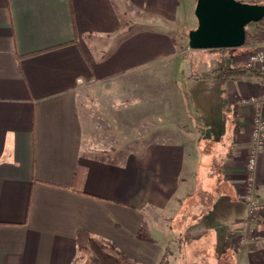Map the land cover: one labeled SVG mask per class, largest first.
Returning <instances> with one entry per match:
<instances>
[{"label":"crops","instance_id":"0c3cea01","mask_svg":"<svg viewBox=\"0 0 264 264\" xmlns=\"http://www.w3.org/2000/svg\"><path fill=\"white\" fill-rule=\"evenodd\" d=\"M196 5L0 0V264H77L80 231L139 264H158L167 247L169 264H182L179 242L181 251L224 224L231 248L251 223L244 176L253 109L239 101L264 94V75L222 82L213 74L235 126L228 156L218 168L205 167L218 157L205 139L219 143L223 125L197 86L185 89L198 79L177 44L198 26ZM95 101L112 120L99 146ZM200 171L202 191L215 194L212 207L230 211L221 219V210L196 203L186 224L174 228L184 198L198 190ZM256 185L264 200V150ZM172 210L166 229L158 213ZM211 218L214 230L207 232ZM239 259L264 264V245L244 249Z\"/></svg>","mask_w":264,"mask_h":264},{"label":"rangeland","instance_id":"374dc122","mask_svg":"<svg viewBox=\"0 0 264 264\" xmlns=\"http://www.w3.org/2000/svg\"><path fill=\"white\" fill-rule=\"evenodd\" d=\"M262 3V2H261ZM191 31V30H190ZM184 33L183 36L179 37L177 40V44L180 50V56L185 58L188 62V67L191 68L192 65V72L194 75H190L191 78L198 79L196 82L197 85H187L185 89H196V86L198 87L197 92L199 93V96L202 97V101L204 103V107L206 109H209L210 111H213V115L215 116L216 120L219 122H222V131H223V137L221 141L218 143L215 142L216 138L214 140L212 139H205V142L209 140L207 144L211 147V149L216 151V154H218V157L212 159L210 161V164H206L205 167H217L222 163L223 159L228 156L230 153L229 149L231 148V143L233 141V131H234V118H233V112L230 111V109L227 113V111L222 108V105L224 102L228 101L227 92H225V89L221 88V91L217 90V85H219L220 88V81L219 79H213L212 76L215 73H219L220 75L223 74V70H221L223 67H240L242 65V61L245 60V58L255 50L254 45L261 42V27L260 24H251L247 27V31L251 36L254 37L253 43L243 46L241 50L240 48L236 50L227 49L225 51H203V50H192L189 47V32ZM203 51V52H199ZM217 81V82H216ZM194 86V87H193ZM184 87V86H183ZM194 92L193 94H197L196 91L192 90ZM84 96H80L81 103L83 102ZM99 104V101H95ZM97 103H94L92 110H93V117L95 115L96 120V139H97V146L98 143H100L99 139L106 134V126L107 123H112V120L108 122L106 119V114L100 110V104L97 105ZM227 110V109H226ZM212 115V117H213ZM110 116V115H109ZM211 119L213 120V118ZM111 119V117H110ZM208 121V120H207ZM206 121V122H207ZM199 124V123H198ZM212 129H218L216 125L212 127ZM199 131V129H197ZM113 136H116L115 132H112ZM121 135V134H120ZM117 139L121 140V137H118ZM103 140V139H102ZM214 141V142H212ZM205 146V143H204ZM206 151V150H205ZM202 171H200L199 175V187L197 192H195L194 195H189L186 198H184L185 203L183 201V210L179 214L178 218L174 221V228H177L180 224L185 225L186 222L189 220L188 218H191L192 211L195 210V204H201L207 206L209 204L208 212H212L215 214L217 211L221 210L217 207H212L215 200V194L213 191H202V177H203ZM255 195V196H254ZM253 196H246L245 199L247 201V208H248V220L251 221L249 225H246L245 228H243L242 231H240L235 238L232 240V247L227 248L228 245L226 243V238H231L232 234L227 233V230L229 229L228 225L219 226L220 228H217V231L215 233H206L209 234L205 236L202 240L193 241L190 242L187 245H183L180 251L179 245L181 244L179 242V245L177 244L176 247H174L176 252V259L181 260L182 264H236L240 262L239 260V254L244 250L248 249V247H259L255 244V241L250 242L249 244H244L242 242V238H250L252 236L256 235H263L264 233V212L259 211L256 214H250V202L252 200L264 203V200L261 196L258 194V190L256 189V192ZM262 198V199H261ZM198 201V202H196ZM233 209H231L232 211ZM222 212L219 214V218H224L225 214L224 212L230 211L229 208H224L221 210ZM242 216L244 217L246 215V207L243 204L240 209L238 210ZM175 211L167 212L166 214L163 212L158 213L159 219L161 221V226L164 228L170 227V219L165 222V217H171L173 216ZM214 218V217H213ZM173 219V218H172ZM182 226V225H181ZM203 227L205 228V231H213V223L212 218L207 221V224H204ZM173 232V231H172ZM182 232V231H180ZM174 233V232H173ZM188 232L185 231L184 236L182 237V240H187ZM190 235V234H189ZM217 235V236H216ZM219 235V237H218ZM174 236V235H173ZM175 237H179L177 234ZM230 240L227 239V242ZM229 244V243H228ZM260 246L261 243L259 244ZM175 246V245H174ZM222 247V248H220ZM225 250L227 251V254H225ZM173 253V252H172ZM225 254V255H223ZM92 254H83L80 253L79 259L77 260V264H84L85 261L88 258H91ZM186 260V261H185Z\"/></svg>","mask_w":264,"mask_h":264},{"label":"water","instance_id":"95a60500","mask_svg":"<svg viewBox=\"0 0 264 264\" xmlns=\"http://www.w3.org/2000/svg\"><path fill=\"white\" fill-rule=\"evenodd\" d=\"M195 15L198 26L189 32L190 49H238L245 45L247 27L264 19V3L197 0Z\"/></svg>","mask_w":264,"mask_h":264},{"label":"built area","instance_id":"2783aa9c","mask_svg":"<svg viewBox=\"0 0 264 264\" xmlns=\"http://www.w3.org/2000/svg\"><path fill=\"white\" fill-rule=\"evenodd\" d=\"M249 4L263 3L264 0H238ZM258 24V23H256ZM261 27V42L254 45L255 50L242 61V67L257 70L264 73V19L259 22ZM241 105H250L253 109L252 122L250 130V149L246 159L244 190L246 196H253L256 192V172L258 164V156L264 150V94H257L245 97L239 101ZM255 196V195H254ZM259 211L264 212V203L252 200L250 202V214H256ZM244 244L255 241L260 247V243L264 245L263 235H256L248 238H242ZM254 243V242H253Z\"/></svg>","mask_w":264,"mask_h":264},{"label":"trees","instance_id":"16d2710c","mask_svg":"<svg viewBox=\"0 0 264 264\" xmlns=\"http://www.w3.org/2000/svg\"><path fill=\"white\" fill-rule=\"evenodd\" d=\"M264 3V2H263ZM254 37L246 32V42L245 45H249L253 43ZM236 50V49H231ZM210 51H225V50H210ZM223 74L220 75L222 82H227L232 77H236L239 74H244L246 72H251L256 76H263L264 73H261L257 70L248 69L245 67H223ZM236 113H234V117ZM77 245L79 248V252L83 254L91 253L92 257L88 258L84 264H139L135 261H132L130 258L125 256L124 254L115 250V248L103 241H100L87 232L80 231L77 235ZM171 248L167 247L165 252L159 261L158 264H169L170 258L172 256Z\"/></svg>","mask_w":264,"mask_h":264}]
</instances>
